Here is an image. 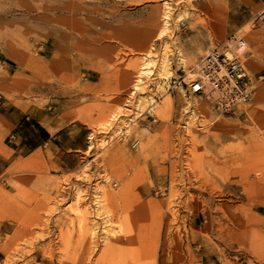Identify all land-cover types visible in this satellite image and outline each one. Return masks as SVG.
<instances>
[{
    "label": "rangeland",
    "instance_id": "374dc122",
    "mask_svg": "<svg viewBox=\"0 0 264 264\" xmlns=\"http://www.w3.org/2000/svg\"><path fill=\"white\" fill-rule=\"evenodd\" d=\"M166 1L0 0V229L15 227L3 264H199L195 215L212 244L214 231L231 239L223 264L264 250V4L170 0L160 38ZM215 46L254 88L230 115L164 88ZM148 51L167 53L170 79L156 71L132 94Z\"/></svg>",
    "mask_w": 264,
    "mask_h": 264
},
{
    "label": "built area",
    "instance_id": "2783aa9c",
    "mask_svg": "<svg viewBox=\"0 0 264 264\" xmlns=\"http://www.w3.org/2000/svg\"><path fill=\"white\" fill-rule=\"evenodd\" d=\"M256 21L264 22V9ZM229 48V47H228ZM215 46L209 49L198 66L183 77L164 85L166 93L172 94L179 88L190 94L203 97L219 114L230 115L237 108L250 104L254 88L246 68L229 49Z\"/></svg>",
    "mask_w": 264,
    "mask_h": 264
},
{
    "label": "crops",
    "instance_id": "0c3cea01",
    "mask_svg": "<svg viewBox=\"0 0 264 264\" xmlns=\"http://www.w3.org/2000/svg\"><path fill=\"white\" fill-rule=\"evenodd\" d=\"M254 5H260L264 4V0H253ZM264 9V6L262 10ZM261 10V11H262ZM260 11V12H261ZM256 31L259 32L258 40L256 42V46L259 47L260 53L263 55V61H264V23L261 24ZM42 135L38 136L36 138V141L43 140ZM18 141L21 143V146H18L16 148V151L19 150L21 152L22 158H27L31 155V150L26 149L28 142L27 136L25 134H22L19 136ZM37 150V149H32ZM10 159L8 157L0 154V175L2 172H4L9 166ZM1 185V184H0ZM200 215H195L191 217L190 219V226L193 227L196 231L197 240L199 243V247L201 248L197 255L200 257L199 264H223L224 261H227L231 257L232 253V241L231 239L227 238V235H220L218 232H212L213 243L212 244L208 239L204 238L202 234V229L206 226V219L204 218L205 222H202V225H199V222L201 221ZM222 220L224 222V227L226 229H235V225L233 224L232 219L227 217L225 214H217L212 218V221ZM215 226V225H214ZM14 225L12 223H9L8 221H5L0 229V264H3L5 262V248L7 247V236L13 235L14 232ZM239 231V230H238ZM263 233H264V226H263ZM245 258L244 260L235 261L234 258H231V262H234L235 264H264V250H257V251H251V250H245ZM256 253V254H255ZM258 253H261L262 256L258 255Z\"/></svg>",
    "mask_w": 264,
    "mask_h": 264
},
{
    "label": "bare ground",
    "instance_id": "6f19581e",
    "mask_svg": "<svg viewBox=\"0 0 264 264\" xmlns=\"http://www.w3.org/2000/svg\"><path fill=\"white\" fill-rule=\"evenodd\" d=\"M172 10H173L172 4H171L170 0H167L165 2V12H164V15H163L164 16V18H163L164 27L162 28V30H161V32L159 34L160 38H163L169 32L170 20L172 18ZM178 52H179V55H180V59L182 60V64L183 65L187 64V61L184 58V54L181 51H178ZM153 54H152L151 51H148L147 55L144 56L143 62L141 64V66H140L139 75L137 77V80L134 83V88H133L134 91L132 92V94H135L136 91L143 90V84H145V80L144 79L150 78L154 73H156V71L159 74V76L163 77L161 79H163V80L164 79L165 80H169L170 79V75H171V67H170V65H171V63H170V60H169V57H168L167 53H165L163 55V57L161 59H159L158 61L155 59V57H153ZM229 55L232 56V53L229 52ZM194 63H195V59L192 58L191 61L189 62V64L193 65ZM183 91H185V89H183ZM258 91L260 92L261 90L259 89ZM204 101L206 102L207 100H204ZM201 103H203V101H201V102L200 101L188 102V104H190V107L192 109L193 114H196V111L199 108V106L201 105ZM207 103L208 102H206V104ZM150 105L154 106L155 104L153 102ZM205 108L207 109V105L206 106L205 105L202 106V110H204ZM199 109H201V108H199ZM152 110L153 109H150V111H152ZM121 112L122 111H119V113H121ZM116 115L114 114L112 116L113 119L117 118ZM113 119L110 120V121H113ZM96 211H99V207L96 209ZM92 224H94L93 226H96V223H92ZM92 224H91V226H92Z\"/></svg>",
    "mask_w": 264,
    "mask_h": 264
}]
</instances>
